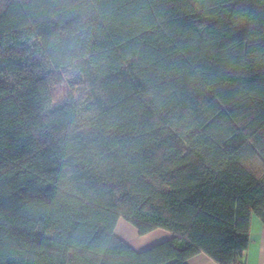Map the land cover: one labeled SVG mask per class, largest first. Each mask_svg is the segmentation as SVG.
<instances>
[{
  "label": "trees",
  "instance_id": "obj_1",
  "mask_svg": "<svg viewBox=\"0 0 264 264\" xmlns=\"http://www.w3.org/2000/svg\"><path fill=\"white\" fill-rule=\"evenodd\" d=\"M252 215L264 0H0V264H242Z\"/></svg>",
  "mask_w": 264,
  "mask_h": 264
},
{
  "label": "crops",
  "instance_id": "obj_2",
  "mask_svg": "<svg viewBox=\"0 0 264 264\" xmlns=\"http://www.w3.org/2000/svg\"><path fill=\"white\" fill-rule=\"evenodd\" d=\"M114 234L138 251L171 237L169 232L162 229H155L140 235L137 229L123 218L117 220ZM241 261L242 264H264V223L255 215H252L249 221V241ZM186 264L218 263L201 252L188 258Z\"/></svg>",
  "mask_w": 264,
  "mask_h": 264
},
{
  "label": "rangeland",
  "instance_id": "obj_3",
  "mask_svg": "<svg viewBox=\"0 0 264 264\" xmlns=\"http://www.w3.org/2000/svg\"><path fill=\"white\" fill-rule=\"evenodd\" d=\"M54 94L56 99H61L66 93L67 90L65 89L63 84L54 86ZM78 96V93H75Z\"/></svg>",
  "mask_w": 264,
  "mask_h": 264
},
{
  "label": "built area",
  "instance_id": "obj_4",
  "mask_svg": "<svg viewBox=\"0 0 264 264\" xmlns=\"http://www.w3.org/2000/svg\"><path fill=\"white\" fill-rule=\"evenodd\" d=\"M238 264H240V263H238Z\"/></svg>",
  "mask_w": 264,
  "mask_h": 264
}]
</instances>
